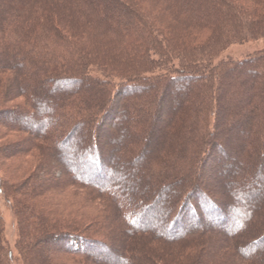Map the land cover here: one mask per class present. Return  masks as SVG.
<instances>
[{"label": "trees", "instance_id": "obj_1", "mask_svg": "<svg viewBox=\"0 0 264 264\" xmlns=\"http://www.w3.org/2000/svg\"><path fill=\"white\" fill-rule=\"evenodd\" d=\"M163 18L172 21L182 19V23L188 20L189 28L178 31L170 28L172 24L167 27ZM261 38H264V0H0V75L9 73L3 76L5 79H0V99L11 101L20 97L25 100V105L6 110L10 114V122L18 123L29 115L34 116L33 129H22L28 135L26 142L5 141L0 144V155L2 158L4 155L5 158L23 157L42 147L49 152L47 157L42 155L43 158L31 155L36 162L22 186L23 191L19 192L15 185L5 181L0 183L4 192L14 190L25 198L16 200L14 207L18 227L17 248L23 258L22 264H65V261L98 264L91 260L94 255L102 254L97 250L111 254L104 241L84 236L76 227L65 224V208H55L50 202V196L60 186L66 188L69 184L88 190L110 206L112 220L121 229L122 237L149 242L160 250V254L155 255L157 250L152 252L150 247H123L120 259L116 255L109 258L111 264H238V260L244 264H264V248L253 257L243 254L246 247H259L264 241L262 230L248 233L241 239L242 231L216 237L209 228H202L205 219L232 231L242 221L237 212L234 213V207L205 191L198 175L202 166L209 165L206 163L213 158L215 148L222 152V145L214 140V135L220 130L218 125L223 126L226 120L230 121L228 101L217 92L220 99L217 103L212 89L216 86L219 89L227 77H233L231 75L236 69L245 74L263 72L264 50L240 61H223L217 65H212V61L230 45ZM174 61L184 70L177 71V75L167 83L189 82L200 74V78L206 79L197 82L193 88L203 90L206 86V92L203 91L201 96L196 94L194 101H187L188 109L179 103L175 112L170 114L167 130L174 139L171 141L177 143L178 158L182 160L181 152L187 149L195 155V162L189 166L187 179L178 181V191L174 193L167 212L159 215L164 216V226L158 232L147 227L154 223L151 217L155 211V198L147 204H142V200L137 203L133 195L126 198L124 191L117 190L114 182H107L111 172L110 158L109 154L106 158L103 155L95 130L104 122L99 117L97 127L89 129L86 118H79L77 112L67 109L68 98L64 99V95L69 94L60 93L44 106L42 100L47 92L43 86L72 85L80 83V80L102 88L109 86L108 82L97 81L88 74L89 67L94 66L106 76L123 80L117 85L119 95L124 94L123 88H127L125 94H129L131 86L138 88L137 81H147L139 74ZM159 78L155 82L161 83L162 77ZM259 83L264 87V76L259 78ZM254 86L246 92L248 100L237 111L241 121L247 118L242 124L244 133L249 132L257 142L260 137L264 140V96ZM74 94L72 91L70 96ZM183 96L185 98L186 94ZM159 98L160 95L152 105L155 106L149 109L153 111L151 122L156 120L161 110L159 106L163 100ZM139 102L142 109H136L134 116L145 119L138 113L147 109L149 102H145L146 105ZM43 118L51 119L53 123L45 124ZM238 122L235 121L237 125ZM17 123L14 125L12 121L8 125L19 130ZM74 135L80 141L84 140L75 157L76 162L67 147ZM58 143L67 151L62 156L56 149ZM169 144L166 145L168 151ZM259 145L264 147L262 142ZM125 150V145H122L120 154L123 155ZM69 155L77 174L62 173L58 163L53 161L54 156H58L65 162ZM51 156L53 160L49 159ZM176 159L169 157L159 164L152 162L155 173L163 176L172 167L171 163H177ZM50 161L60 169V177L55 178L51 173ZM128 163L127 159V166ZM147 177L150 178L149 172ZM256 177L257 182L261 181V177ZM158 181L161 183V178ZM197 201L201 205H197ZM134 221L143 226H134ZM249 229L248 226L246 232H250ZM58 230H66V233L58 235ZM65 239L67 244L60 248ZM50 240L56 246L53 251H46L41 243ZM0 264H9V253L2 244L1 218Z\"/></svg>", "mask_w": 264, "mask_h": 264}, {"label": "rangeland", "instance_id": "obj_2", "mask_svg": "<svg viewBox=\"0 0 264 264\" xmlns=\"http://www.w3.org/2000/svg\"><path fill=\"white\" fill-rule=\"evenodd\" d=\"M163 20H165V18H163ZM182 21V19L172 21L168 18L165 20L166 24H163L167 27L172 24L170 28H175L178 31L187 30L190 21L187 20L185 21L186 23H182ZM260 50H264V38L256 41L233 44L220 53V55L212 61V65H217L223 61H240L248 56H252V53ZM182 70L184 69L180 67L178 62L174 61L167 66L139 74L142 79L146 78L147 81L142 83L137 81L138 88L130 90L129 94H125L127 88H123L124 90L122 89L121 91H123L122 93L124 94L121 95H119L120 90L117 85L123 80H119L120 78L117 77L106 76L94 66L89 67L88 74L97 81L108 82L109 86L102 88L100 85L84 83L81 80L80 83H74L72 85L54 86L44 84L43 86L45 92H47L42 100L44 106L49 105L51 100L60 93L69 94L64 95V99L68 98L67 109L77 112L79 118H86L87 121H89V129H95V127H97L96 124L99 117V120L104 122L99 129L96 128L95 130L103 155L106 158L109 154L110 158L108 160V165L111 172L107 178V182H114L117 186V190L124 191L126 198L133 195L137 203L142 200V204H147L154 198L155 200L159 199L156 210L152 212L151 221H154V223L147 226L158 232L162 231L164 226L162 222L164 216L159 215L167 212V208L174 197V193L178 191V181L185 180V178L187 179L186 175L189 172V166L195 162V155L191 153V150L187 149L181 152L182 160L179 159L180 157L178 158V156H180L177 153L178 148H175V144L177 145V143L171 141L174 139L167 130L170 114L175 112L177 104L179 105L180 103L186 106L187 101L190 102L195 100L196 94L201 96L204 93L203 91L206 92V86L203 87V90H200V88L194 90L193 88L197 86V82L205 81L206 78H200V74L199 77L195 76L189 82H176V84L174 83L172 85L166 82L168 79L175 76V74L177 75V71ZM236 70L234 75H231L233 77H227L225 83L220 85L219 89H217L218 86L212 89L214 99L216 101L218 100L217 103L220 101L219 96H221V98L224 97V99L228 101V118L230 121L227 122L225 119L226 121L223 126L218 125V129L220 130L218 132L216 131L214 135V140L218 142L220 146L222 145V152L220 149L215 148L212 155L213 160H209L212 164L208 162L206 163L209 164L208 166H202V171L200 170L198 175L200 180L203 181L202 186L205 188V191L210 196H218L220 202L234 207V209L237 210H235L234 213L237 212L238 218L242 221V224L235 225L232 231L205 219L201 224L202 228H209L216 237L219 235H225L227 237L228 233L234 234L242 231L243 233L240 238L244 239L248 233H255L257 230H262V232H264V147L259 145L261 142L264 144V140L262 137L256 139L258 144L253 140L252 136L248 134L249 132L245 131L244 133L242 124L246 123L247 118L241 121V116L237 109L242 104L246 103L248 100L246 92L254 85L255 90L259 91V94L264 96V87L259 83V78L264 76V71L262 72L259 70L254 74H245L244 72L241 73V69ZM191 74H194V72ZM8 75L9 73H4L0 75V79H5ZM159 77H162L161 83L165 81L162 85L161 83L155 82V79H161ZM130 83L131 82L128 84ZM178 90L181 91L179 92ZM72 91H75V94L70 96ZM116 91L119 92L117 93ZM217 92L219 96L216 94ZM184 93L186 94L185 98L183 96ZM159 95L163 100L162 105L159 106L161 110L156 120L151 122L153 111L149 109L155 106L152 105L153 103L156 104ZM139 101H142L143 105L145 102H149L147 109H143L142 112L138 113L139 115L142 114L145 119L138 118L136 114L134 116L136 109H142V105ZM22 104L25 105V100L20 97L11 101L0 99V144L5 141H20V144L28 139V135L22 131V129L32 128L34 116L29 115L22 122L18 123L12 120L14 125H16V123L18 124L17 127L20 128L19 130L8 125L12 123V121H9L10 114H8L6 110L10 108L13 109L16 106H22ZM107 105H109V107L106 113L103 114ZM216 109L213 108V110ZM242 116L245 117L246 115L243 114ZM43 120L45 124L53 123L51 119L43 118ZM211 121L210 119L209 122L211 123ZM235 121H239L238 125ZM239 125H242V128H239ZM200 137L204 139V136L202 137V135H200ZM167 140L172 144H169L170 151H168V147H166L168 144ZM83 141V139L80 141L77 135H74L68 143V150L72 153V158L75 159V162L77 160L75 157H77L79 149L83 147ZM177 141L178 139H176V142ZM41 145H43V143H41ZM122 145H125L126 148L123 155L120 154ZM56 147L60 156H62L64 152H67L59 146V143ZM165 148L167 152L164 151ZM47 151L48 149L42 147L37 150L34 149L31 154L26 156L23 155V157L20 155L15 158H5L4 155V158H2L0 155V183L1 181H5V183L15 185L19 192L23 191L22 186L24 182L28 180V175L31 173L36 162V159L31 155L41 156L43 158V156L47 157L49 153ZM51 157L49 158L50 160H53L55 157L53 161L58 163L55 162L57 166L62 169V173L69 171L71 174H77V169L74 167V164H71V156L66 159V163L58 156ZM169 157H171V159L174 157L177 158V163H171L172 167H170L167 173L163 176H158L154 171L156 168L152 166V162L159 164L160 162H165ZM127 159L129 162L128 166L126 164ZM177 164L179 165L178 167ZM54 166L56 168L53 169ZM57 166L50 161V167L52 168L51 173L55 174V178L61 175V173H59L60 169ZM148 172L150 173V178L147 177ZM238 174H240V176ZM256 176L261 177V181L257 182ZM160 178L161 183L158 181ZM245 185L246 187L243 188ZM260 185H262V188H260ZM60 187L57 192H54L50 196V202H52L55 208H65L63 210L66 216L65 219H67L63 220L66 221L65 224L76 227L77 230L80 231L79 233H83L84 236L90 235L104 241L111 249V254L104 253V250H97L102 253L101 255H105L106 258L98 254V256L94 255V257H91V260H94L98 264H111V261H109L110 257L116 255L117 259H120L121 249L123 247L132 248L133 246L134 248H139L141 246L150 247L152 252L157 250L154 252L155 255L160 254V250L149 242L144 243V241L134 238L127 240L122 237L120 232L121 229L118 228L117 223H114L112 220V210L110 206L99 198L94 197L88 190L70 184L66 188ZM142 192L146 194H142ZM12 194L15 195L12 196ZM22 199L25 198L18 192L17 194L14 193V190L4 192L3 189L0 188L2 244L4 249L9 253V264H22L23 260L17 248L18 227L14 212V207L16 206L15 201H21ZM198 203L201 205V203L197 201V205ZM232 214L229 215L232 216ZM133 224L136 227L143 226L141 223L135 221ZM246 225L249 226L250 232H246L248 229ZM63 233H66V230L57 231L58 235ZM66 240L67 239L61 244V247L59 246L60 248L65 247L64 244H67ZM47 242L48 243H41V247L46 248V251H53L56 246L55 244L53 245V240ZM261 248H264V241L259 247H246L243 254L247 257H253ZM262 255L264 257V251ZM63 263L75 264L71 261H65ZM32 264H37V262H32ZM238 264L244 263L238 260Z\"/></svg>", "mask_w": 264, "mask_h": 264}, {"label": "bare ground", "instance_id": "obj_3", "mask_svg": "<svg viewBox=\"0 0 264 264\" xmlns=\"http://www.w3.org/2000/svg\"><path fill=\"white\" fill-rule=\"evenodd\" d=\"M135 87L131 86L129 90H133ZM157 203L159 204V199L154 201L153 208L156 210Z\"/></svg>", "mask_w": 264, "mask_h": 264}]
</instances>
